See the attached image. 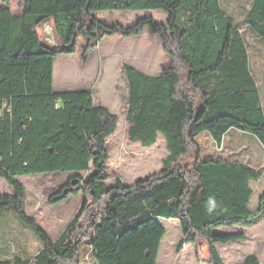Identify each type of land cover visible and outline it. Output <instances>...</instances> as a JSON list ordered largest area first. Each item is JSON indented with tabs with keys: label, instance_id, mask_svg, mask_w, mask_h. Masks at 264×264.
<instances>
[{
	"label": "trees",
	"instance_id": "trees-1",
	"mask_svg": "<svg viewBox=\"0 0 264 264\" xmlns=\"http://www.w3.org/2000/svg\"><path fill=\"white\" fill-rule=\"evenodd\" d=\"M11 1L0 6V178L13 193L0 196V214L13 207L42 249L32 258L18 255L0 264H82L85 244L95 264H157L166 234L159 219L179 221L178 253L203 241L209 258L202 264H226L217 245L247 235L216 231L264 220V193L257 209L249 206L250 182L264 175V167L202 156L198 137L208 133L222 148L226 134L236 129L264 147L262 95L242 32L247 28L264 42V0L252 1L242 25L223 0H22L21 14L12 11ZM131 10H162L168 20L147 16L125 27L97 16ZM49 20L68 51L42 42L38 26ZM146 28L161 37L171 64L158 75L123 65L128 135L151 147L163 134L168 156L158 172L132 184L121 178L108 184L107 145L119 116L95 105L93 90L56 91L54 64L61 54L76 52L79 37L86 41V64L106 37L139 36ZM59 172L71 175L51 202L84 194L74 218L53 240L27 213L20 178ZM238 264L261 263L252 254Z\"/></svg>",
	"mask_w": 264,
	"mask_h": 264
},
{
	"label": "rangeland",
	"instance_id": "rangeland-1",
	"mask_svg": "<svg viewBox=\"0 0 264 264\" xmlns=\"http://www.w3.org/2000/svg\"><path fill=\"white\" fill-rule=\"evenodd\" d=\"M253 0H223L222 4L235 22L242 25L246 10ZM0 0V6L2 5ZM22 0H12L10 7L17 12L23 11ZM98 18L111 22L131 26L139 18L152 16L160 23H167L168 15L162 10H131V11H103ZM42 42L55 49L66 50L57 35L53 20L38 26ZM250 45V63L252 71L259 81L260 92L264 104V42L255 37L247 28L242 30ZM86 41L79 37L75 53H64L58 56L54 64V80L60 88L54 85L56 91H77L89 88L94 91L95 105L107 107L119 116L118 128L108 139V184L116 178L132 184L139 178H145L158 172L163 167V160L168 156L166 138L159 135L158 141L151 147H144L139 142L133 143L129 139L130 123L127 120L128 84L123 73V65L129 64L149 75H158L163 68L171 64L165 53L161 37L149 28L139 36L123 38L121 36L106 37L94 51L88 63L84 64L81 56ZM264 107V105H263ZM202 147V156L224 158L246 162L248 154L258 157L253 162L257 166H264V150L258 138L249 133L231 129L226 134L221 149L208 133L198 137ZM228 154L232 157H228ZM239 156V157H234ZM255 166V165H254ZM90 172L83 173L88 177ZM69 173L38 174L21 177L27 188L25 208L40 226L48 232L53 240H57L67 228L70 221L78 212L83 200V192L73 193L59 202H51L50 197L58 192L68 180ZM253 196L251 209L255 210L258 200L264 193V176L251 180ZM12 187L5 179L0 178V196L12 194ZM166 234L161 242L157 264H202L207 263L209 248L203 241L197 244H186L182 251H176L182 239V228L176 219H159ZM2 229H5L6 233ZM243 231L247 238L243 241L219 244L217 248L226 264H238L246 256L256 254L260 263L264 264V220L253 226L222 227L217 233H234ZM9 239V240H8ZM41 242L34 232L22 224L16 217L13 207L5 209L0 214V247L14 251L24 257L32 258L41 249ZM82 264H95V257L88 244L80 248Z\"/></svg>",
	"mask_w": 264,
	"mask_h": 264
},
{
	"label": "crops",
	"instance_id": "crops-1",
	"mask_svg": "<svg viewBox=\"0 0 264 264\" xmlns=\"http://www.w3.org/2000/svg\"><path fill=\"white\" fill-rule=\"evenodd\" d=\"M11 9H12V7H10ZM12 11L14 12V13H17V14H21L22 12H20L19 10L17 11V12H15L13 9H12ZM57 58H59V57H57ZM57 58H56V60H57ZM256 77V76H255ZM257 79V78H256ZM258 83V86H259V88H260V85H259V81L257 82ZM54 85L56 86L57 85V87L58 88H60V84L58 83V82H55V80H54ZM89 88H86V89H81V90H88ZM262 105H264L263 104V96H262ZM258 142H260V141H258ZM261 144V143H260ZM261 148L264 150V147H263V145L261 144ZM222 149V148H221ZM228 157H232V156H230V154H228ZM234 157H239V156H234ZM257 155L256 154H254V156L252 155V152L251 153H249L248 154V159L246 160V163H248V164H250L251 166H253V167H257V168H259V167H264V166H257V163H255L254 165H253V162L257 159ZM232 161H237V160H232ZM264 176V175H263ZM250 185H251V183H250ZM251 188H252V186H251ZM252 190H253V188H252ZM254 191V190H253ZM254 193V192H253ZM253 193H252V196H253ZM252 196H251V198H252ZM250 203H251V199H250V202H249V206H250V208H251V205H250ZM253 210V209H252ZM3 231H4V233H6V231H5V229H2ZM9 240V239H8ZM41 249H42V246H41ZM41 249H40V251H41ZM39 251V252H40ZM38 252V253H39ZM37 253V254H38ZM16 256H18V254H14V251H9L8 249H3L2 247H0V260H12L14 257H16Z\"/></svg>",
	"mask_w": 264,
	"mask_h": 264
},
{
	"label": "water",
	"instance_id": "water-1",
	"mask_svg": "<svg viewBox=\"0 0 264 264\" xmlns=\"http://www.w3.org/2000/svg\"><path fill=\"white\" fill-rule=\"evenodd\" d=\"M69 49L66 47V50L65 51H68Z\"/></svg>",
	"mask_w": 264,
	"mask_h": 264
}]
</instances>
